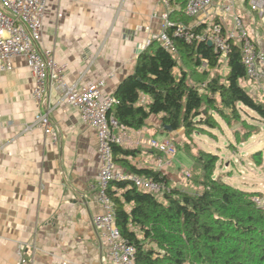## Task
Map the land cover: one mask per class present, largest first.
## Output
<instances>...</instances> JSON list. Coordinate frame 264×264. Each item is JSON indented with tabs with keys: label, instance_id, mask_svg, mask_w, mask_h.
Wrapping results in <instances>:
<instances>
[{
	"label": "crops",
	"instance_id": "0c3cea01",
	"mask_svg": "<svg viewBox=\"0 0 264 264\" xmlns=\"http://www.w3.org/2000/svg\"><path fill=\"white\" fill-rule=\"evenodd\" d=\"M229 3L214 0L195 24L217 18L230 31L237 16L264 56V17L252 9L251 0H240L227 15L224 7ZM163 13L159 0L51 1L41 43L65 67L69 86L83 88L104 80L103 96L114 97L120 85L135 76L140 55L156 41L149 43V37L164 31ZM12 64V71L0 72V264H113L102 231L93 223L104 213L96 130L55 87L46 105L38 108L28 60L15 57ZM243 86L252 96L264 95V82L245 79ZM47 111L59 134L56 145L39 127L26 131L39 112ZM161 127L160 117L152 116L144 128H130L131 136L156 139L160 133L172 140L178 132L168 135ZM139 149L129 159L132 165L163 172L173 186L182 184L181 174L174 172V164L167 165L165 155ZM160 163L164 165L158 170ZM115 168L116 173H130L123 162H115Z\"/></svg>",
	"mask_w": 264,
	"mask_h": 264
},
{
	"label": "trees",
	"instance_id": "16d2710c",
	"mask_svg": "<svg viewBox=\"0 0 264 264\" xmlns=\"http://www.w3.org/2000/svg\"><path fill=\"white\" fill-rule=\"evenodd\" d=\"M186 4L187 0L172 1L170 21L175 26L166 33L174 50L154 41L137 61V78L130 76L118 88L111 112L122 127L140 130L152 116H159L163 133L183 131L177 148H185L194 160L186 177L190 190L173 188L163 172L132 165L129 159L139 148L115 145V162H123L130 174L165 187L160 201L132 182H111L108 192L115 221L123 239L136 247L137 264H264V206L256 202L262 194L216 179L218 155L200 148L191 152L193 136L220 129L218 119L231 128L241 126L242 131H234L237 143L247 142L260 128L245 116L254 113L264 121V100L243 86L247 70L241 42L230 41L223 57L206 41L188 42L175 35L178 25L201 35L210 25L221 23L213 18L196 25V17L186 14ZM253 159L258 166L264 163L261 152Z\"/></svg>",
	"mask_w": 264,
	"mask_h": 264
},
{
	"label": "built area",
	"instance_id": "2783aa9c",
	"mask_svg": "<svg viewBox=\"0 0 264 264\" xmlns=\"http://www.w3.org/2000/svg\"><path fill=\"white\" fill-rule=\"evenodd\" d=\"M58 0H0V72L13 70L12 61L15 57H25L32 69L35 78L33 100L38 108L46 105L52 87L61 91L67 104L77 108L83 122L96 130L99 146L101 168L99 172L100 202L104 207V213L93 219L94 225L102 231L103 238L111 251L113 264H137L136 247L127 242L121 236L114 215V204L110 198L108 189L113 181L132 182L136 187L148 192L162 191L165 189L152 180L143 179L130 173H116L112 147L123 146L128 149L146 147L155 150L167 159V165L173 164L177 148L172 140L158 141L154 138H144L141 134L137 138L131 136V129L122 127L111 112L117 104L113 96L104 97L103 89L105 81L100 80L86 87L78 88L69 86L66 82V69L55 58L54 52L42 46V34L44 19L48 3ZM164 8L161 15L164 21V31L153 40H158L168 50H174L173 43L166 33V29L175 26L170 21L173 9V0H159ZM240 0H230L224 7V13H234V6ZM214 4V0H187L186 14L189 17H198L205 13ZM252 9L264 17V0H251ZM157 15H155L156 17ZM176 36L185 38L191 42L194 39L212 41L213 46L226 57L230 50V41L242 43L243 62L247 70V79L254 80L259 85L264 82V56L252 39L243 21L235 16L234 27L230 31H224L221 23L209 26L205 34H197L191 27L178 25ZM260 64V68L259 65ZM141 102H146L142 96ZM1 127V114H0ZM35 127L44 130L51 138L53 144L59 142V134L53 126L50 113L39 112L32 125L26 127V131H32ZM116 131L120 133L116 135ZM163 163L157 165L158 170ZM189 176V172L185 173ZM256 199V202L264 206V200ZM22 263H26L23 260Z\"/></svg>",
	"mask_w": 264,
	"mask_h": 264
},
{
	"label": "rangeland",
	"instance_id": "374dc122",
	"mask_svg": "<svg viewBox=\"0 0 264 264\" xmlns=\"http://www.w3.org/2000/svg\"><path fill=\"white\" fill-rule=\"evenodd\" d=\"M247 90L248 92L250 91L249 89ZM254 96L257 99L264 100L262 93ZM251 116L245 117L252 125L258 126L260 132L248 139L247 142L239 145L237 143L234 131L237 129L242 131L241 126L231 128L223 120L218 119L221 123L220 129L212 130L211 133H201L193 136L194 143L191 152L200 148L205 152L218 155L219 162L215 175L216 179L221 178L225 183L240 190L261 193L262 198L259 200H264V163L262 166H258L253 159V156L260 152L264 158V121L257 118L254 113H251ZM155 136L158 141H162L166 137V135L160 133H156ZM172 140L176 148L179 143L183 142L180 131L175 134ZM173 164L176 167L174 172L181 174L183 178L182 184L173 186V188L190 190L188 179L185 176V173L192 170L194 166V160L190 153L185 148H177ZM152 193L160 201L164 200V190Z\"/></svg>",
	"mask_w": 264,
	"mask_h": 264
},
{
	"label": "water",
	"instance_id": "95a60500",
	"mask_svg": "<svg viewBox=\"0 0 264 264\" xmlns=\"http://www.w3.org/2000/svg\"><path fill=\"white\" fill-rule=\"evenodd\" d=\"M148 41H149V43H152L153 42L152 37H149ZM208 45L213 47L212 41H208ZM135 77L137 78V75H135ZM165 129H166V131H169V132L172 131V128L170 126L165 127Z\"/></svg>",
	"mask_w": 264,
	"mask_h": 264
}]
</instances>
